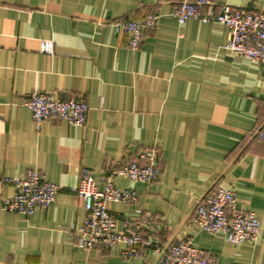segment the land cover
I'll return each instance as SVG.
<instances>
[{
    "label": "crops",
    "instance_id": "crops-1",
    "mask_svg": "<svg viewBox=\"0 0 264 264\" xmlns=\"http://www.w3.org/2000/svg\"><path fill=\"white\" fill-rule=\"evenodd\" d=\"M178 3L0 0V264H155L152 248L128 260L124 244L79 249L86 212L72 191L85 172L101 190L104 175L155 146L158 180L114 178L137 200L107 209L131 222L147 218L142 234L153 246L189 237L216 264H264V147L255 135L264 125V65L224 50L220 23L179 25ZM220 5L264 12V0H214L212 11ZM146 13L160 16L156 31L127 49L113 25ZM43 41L52 54L41 53ZM34 91L85 101V124L47 120L37 129L24 105ZM29 170L59 187L54 202L29 218L1 210L14 192L1 181ZM217 187L255 214L256 241L235 245L197 230L195 207Z\"/></svg>",
    "mask_w": 264,
    "mask_h": 264
},
{
    "label": "built area",
    "instance_id": "built-area-1",
    "mask_svg": "<svg viewBox=\"0 0 264 264\" xmlns=\"http://www.w3.org/2000/svg\"><path fill=\"white\" fill-rule=\"evenodd\" d=\"M214 0H179L174 17L179 25L189 19H197L203 23H220L224 25L229 39L224 45L227 52L264 65V12L252 11L229 5H220L218 12L212 11ZM209 9L207 13L203 10ZM160 16L146 13L129 21L116 22V35L126 37L125 47L137 50L143 41V35L156 31ZM41 53L52 54L53 46L43 41ZM31 113L32 121L37 129L44 121H64L73 127H82L87 119L88 105L83 100L73 98L58 99L52 94L32 92L24 101ZM258 142L264 147V127L256 133ZM158 147L148 153L140 152L135 158L119 169L104 175L103 188L99 190L90 173H84L78 185L72 191L84 203L86 212L83 223L78 227L77 247L90 251L95 247L109 249L124 244L121 252L124 260L141 256L143 250L152 248L158 255L157 264H216L213 257L195 248L189 237L176 238L164 249L151 245L142 234L148 225V219L137 222L120 218L107 209V204H133L137 200L135 190L119 189L114 186L113 179L122 177L134 183H155L160 174ZM2 183L10 184L14 192L2 201L1 210L31 217L38 208H46L55 200L59 187L47 181L37 170H29L22 178H4ZM121 221V229L117 230V221ZM192 222L199 232L209 235H222L227 243L239 245L254 242L260 233V223L252 211H243L237 207V198L231 190L217 187L197 203Z\"/></svg>",
    "mask_w": 264,
    "mask_h": 264
},
{
    "label": "water",
    "instance_id": "water-1",
    "mask_svg": "<svg viewBox=\"0 0 264 264\" xmlns=\"http://www.w3.org/2000/svg\"><path fill=\"white\" fill-rule=\"evenodd\" d=\"M264 127V125L261 127V128H263ZM260 128V129H261ZM260 129H258L257 131H259ZM257 133V132H256ZM256 135V134H255ZM197 206V205H196ZM196 208V207H195ZM170 245V243L164 248V249H167V247ZM159 259V258H158ZM158 259H157V261L155 262V264H157V262H158Z\"/></svg>",
    "mask_w": 264,
    "mask_h": 264
},
{
    "label": "trees",
    "instance_id": "trees-1",
    "mask_svg": "<svg viewBox=\"0 0 264 264\" xmlns=\"http://www.w3.org/2000/svg\"><path fill=\"white\" fill-rule=\"evenodd\" d=\"M138 17V16H137ZM134 18H136V17H134ZM134 18H131V19H127V20H125V21H129V20H132V19H134ZM256 138H257V136H256Z\"/></svg>",
    "mask_w": 264,
    "mask_h": 264
}]
</instances>
